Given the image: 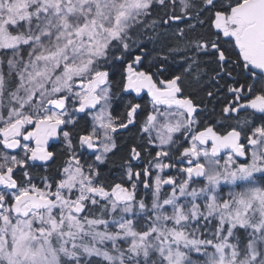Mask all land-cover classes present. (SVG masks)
<instances>
[{
  "label": "snow or ice",
  "instance_id": "6c2138e0",
  "mask_svg": "<svg viewBox=\"0 0 264 264\" xmlns=\"http://www.w3.org/2000/svg\"><path fill=\"white\" fill-rule=\"evenodd\" d=\"M0 264H264V0H0Z\"/></svg>",
  "mask_w": 264,
  "mask_h": 264
}]
</instances>
